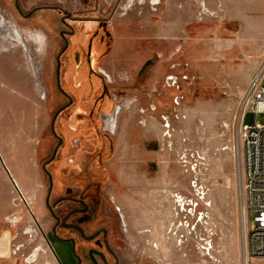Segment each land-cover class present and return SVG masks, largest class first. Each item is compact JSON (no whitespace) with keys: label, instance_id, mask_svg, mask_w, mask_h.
Listing matches in <instances>:
<instances>
[{"label":"rangeland","instance_id":"obj_1","mask_svg":"<svg viewBox=\"0 0 264 264\" xmlns=\"http://www.w3.org/2000/svg\"><path fill=\"white\" fill-rule=\"evenodd\" d=\"M141 1L107 0L112 38L100 63L123 103L104 164L116 244L132 264H251L240 123L264 70V0ZM13 16L0 28V264H52L41 162L55 142L58 46L43 21ZM76 139L63 152L72 174L92 150Z\"/></svg>","mask_w":264,"mask_h":264},{"label":"flooded vegetation","instance_id":"obj_2","mask_svg":"<svg viewBox=\"0 0 264 264\" xmlns=\"http://www.w3.org/2000/svg\"><path fill=\"white\" fill-rule=\"evenodd\" d=\"M107 3L0 0V21L5 24L13 14L15 22L41 20L54 29L51 40L58 47L52 95L59 105L50 123L54 146L51 155L41 162V170L44 207L51 218L48 245L54 246L60 260L65 255L71 264H121L120 255L112 247L118 239L117 228L112 219L108 220L104 191L108 177L104 164L113 153L112 137L123 104L122 97L110 91L111 80L100 65L112 38L107 13L108 6L111 10L114 6ZM72 136H77L73 147H81L87 139L92 146L88 150L90 159L83 168H75V174L66 170L63 160ZM11 181L18 187L12 177Z\"/></svg>","mask_w":264,"mask_h":264},{"label":"built area","instance_id":"obj_3","mask_svg":"<svg viewBox=\"0 0 264 264\" xmlns=\"http://www.w3.org/2000/svg\"><path fill=\"white\" fill-rule=\"evenodd\" d=\"M247 112L254 113V123L247 124ZM264 112V70L251 83L249 105L240 123L244 156V193L246 206L254 215L248 231L251 264H264V124L257 120Z\"/></svg>","mask_w":264,"mask_h":264},{"label":"crops","instance_id":"obj_4","mask_svg":"<svg viewBox=\"0 0 264 264\" xmlns=\"http://www.w3.org/2000/svg\"><path fill=\"white\" fill-rule=\"evenodd\" d=\"M122 22H124V25H126L128 31H131L132 30V26H130L128 24L129 20H125ZM113 69H111L109 66H107V71H112ZM110 75V74H108ZM111 76V75H110ZM50 247V250L52 252V264H71V261L64 255V257L62 256V260L59 259V257L57 256V254L55 253L53 247L49 246ZM112 247L118 252V254L120 255V258H121V264H132V260H131V257L130 256H127V257H124L123 255H121V251L125 249V246L123 248L121 247H118L117 244H112ZM140 262V261H139ZM139 262H136L134 264H138Z\"/></svg>","mask_w":264,"mask_h":264},{"label":"bare ground","instance_id":"obj_5","mask_svg":"<svg viewBox=\"0 0 264 264\" xmlns=\"http://www.w3.org/2000/svg\"><path fill=\"white\" fill-rule=\"evenodd\" d=\"M5 23L3 22V21H0V28H5ZM8 27V26H7ZM7 32H10V31H7ZM17 35H15L16 37H18L19 38V41L22 39V46L26 49V50H28L27 48H28V45H27V43H26V37L25 36H23L22 37V34H20V33H18L17 31L15 32ZM3 34V33H2ZM11 35V34H10ZM14 36V35H13ZM44 35H42V33L41 32H37V33H34V34H32L31 36H30V39L36 44V46L40 49V48H42L43 46H44V37H43ZM17 38V39H18ZM16 39V38H15ZM16 39V40H17ZM165 119V118H164ZM167 127V128H171V124L170 123H168V124H166V125H164V127ZM162 128V127H161ZM166 135H169V132H167V134ZM164 215V214H163Z\"/></svg>","mask_w":264,"mask_h":264},{"label":"water","instance_id":"obj_6","mask_svg":"<svg viewBox=\"0 0 264 264\" xmlns=\"http://www.w3.org/2000/svg\"><path fill=\"white\" fill-rule=\"evenodd\" d=\"M16 184V183H15Z\"/></svg>","mask_w":264,"mask_h":264}]
</instances>
